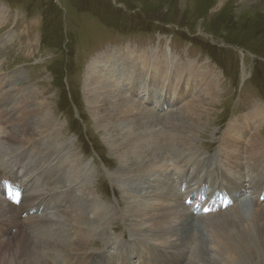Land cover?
Returning a JSON list of instances; mask_svg holds the SVG:
<instances>
[{
  "label": "rangeland",
  "instance_id": "374dc122",
  "mask_svg": "<svg viewBox=\"0 0 264 264\" xmlns=\"http://www.w3.org/2000/svg\"><path fill=\"white\" fill-rule=\"evenodd\" d=\"M128 53L133 56L127 64L131 65V69L125 76L133 81L137 68L141 70L142 54H145L144 58L151 56L153 66L156 61L152 58L158 57L160 67L165 71L166 68L170 69V76L163 77L166 82H162V85L159 82L160 72L155 73V68H152L154 84L151 87H141L146 75L140 74L136 84L137 94L123 91L136 104L153 110V120L143 119V124H147L144 125L145 131H149L147 136L160 140L161 144L168 136L176 134L174 125H170L171 130L165 129L161 126L163 121L168 118L170 121V116L177 109L187 104L194 105L198 96L205 91L207 75H213L216 100L207 110L203 108L201 111V108L197 111V115L204 113L197 119V123L204 124V127L197 134L196 150H193L196 157L194 160L192 157L186 159L185 170L191 177L186 179L188 183L184 189L191 190L196 182L205 180L203 175L200 177L203 161L212 167L222 165L221 156L231 149L229 139H223V136L232 125L246 121L247 136L258 134L264 139V123L259 127L254 124L258 113L264 112V0H0V101L10 98L0 108V188L3 187L0 199L15 209L18 218V222L6 226L2 221L7 220L8 214L0 216V264H21L27 254V249L23 247L30 248L26 235L32 232L45 234L50 228L54 229L51 233L56 237L58 231H63L62 236L68 237L70 242L78 240L76 236L79 233L84 236L83 230H97L83 237L87 245L84 242L83 249H80L82 251L64 253L59 256L60 260L54 257L53 261L50 260L52 264L62 262L64 256L74 259V255L86 253L89 255L78 257L76 264H107L109 257L105 255L111 253L114 254L112 264L115 261L118 264H133L135 259H139L133 252L134 247L140 248L142 252L138 253L144 254L149 261L159 256L152 254L160 251L157 248L160 244L154 238L142 240L140 237V240L135 235L137 226L130 218L133 210L131 206L127 207L124 199L128 195L124 194L122 186L114 178L118 177L116 170L120 163L125 161L126 152L120 147L125 142L123 137L126 134L110 132V126L105 122L99 125L90 113L92 105L87 102L94 79L100 78L99 83L104 84L112 76L113 72L111 75L107 73V66H103L102 60L105 57L108 61L120 57L124 59ZM146 63L151 68L149 60ZM86 71L88 77L84 79ZM204 73L206 77L202 79ZM6 78L7 82H3ZM114 79L108 87H116L119 83L122 86L121 80ZM185 79H189V86H186ZM163 85L165 88L161 92ZM149 91L147 98L144 94ZM159 102L163 106L159 107ZM41 104L44 105L43 109ZM34 110L46 114L53 124L51 132L43 131L42 134L47 133V142L44 143L49 145V151L60 155L59 160L51 159L44 164L45 157L49 155L46 147H42L41 158H34L36 147H32V144L36 146L40 138L27 147L29 138L26 134H19L29 113ZM165 115L167 119L160 118ZM40 129V126L34 127L35 132ZM13 133L17 135L11 139L9 134L12 136ZM37 134L40 133H35L34 138ZM151 138L144 137L143 140ZM11 140L13 143L21 142L26 147L18 145L11 149ZM239 144L241 152L246 145L245 137ZM202 156L205 158L198 165L193 163ZM167 158L163 162L169 161L168 173L173 178L170 186H176L178 194L182 196V205L189 211L190 207L183 203L184 189L179 188L181 179L185 177L183 174L179 177L183 168L180 165L175 167L177 162ZM55 167L60 168L64 179H49ZM258 168L254 167L252 171ZM260 169L264 173V167ZM244 170L241 168L240 172ZM73 174L79 176L74 178ZM207 175L209 173L204 177ZM245 175L241 178L225 176L221 170L220 185L228 191L230 201L224 208L195 214L193 224L197 217L202 216L206 221L204 225L211 231L225 222L226 210L241 208L243 201L250 198L244 201L245 205L254 202L246 208V216L249 224L261 232L262 236L259 237L262 240L255 254H247L246 258L250 259L245 260L246 263L238 261L234 264H264V200L252 195L255 191L252 186L249 188L250 181ZM196 176L198 179L195 180ZM238 181L243 185L241 189L236 188ZM20 184L21 191L18 190ZM205 186L204 181L200 189ZM86 190H90L98 206L89 213L79 207L84 200L81 196L75 200L78 202L72 200L76 194L82 195ZM12 191L14 199L17 195L22 196L20 209L36 207L42 209V213L29 217L31 219L28 221L21 218L10 197H6ZM94 199L92 197L91 200ZM95 211L102 214L96 215ZM220 213L222 215L217 218L216 215ZM83 217L94 220L98 225L88 226L90 220ZM104 223L107 225L104 226ZM171 225L174 223L171 222ZM144 231L143 235L149 234V231ZM205 233L208 234L206 230ZM33 236L35 239L39 235ZM139 244H151L152 247L141 248ZM125 251L129 256L125 255ZM170 253L165 251L162 257L171 258ZM191 256L190 250L186 251V259L181 264H188ZM194 264H200L199 259L196 258Z\"/></svg>",
  "mask_w": 264,
  "mask_h": 264
},
{
  "label": "bare ground",
  "instance_id": "6f19581e",
  "mask_svg": "<svg viewBox=\"0 0 264 264\" xmlns=\"http://www.w3.org/2000/svg\"><path fill=\"white\" fill-rule=\"evenodd\" d=\"M132 56L133 54L128 53V56H126L124 59L120 57L118 58V60L116 58L108 61V59L105 57V59L102 60L104 62L102 63L103 66H107V73L111 75V73L113 72L112 76L110 77V81L104 84L99 83L101 81L100 78L94 79L95 88L93 87L94 84L91 85L89 84L90 89L92 88L93 89L90 91L91 94H89V97L87 98V102L92 105V107L90 106L92 109L90 113L92 117H94L95 121L98 122L99 125L101 122H105L110 126L111 129L110 132L113 133L123 132L126 134L123 137V140L125 142H122V145L120 147V150L126 152L125 161L120 163L121 165L116 170V175L118 177L117 178L114 177V178L116 179L117 184L122 186L121 189L124 190V194L128 195V198L125 196L124 199L125 201H127L126 202L127 207L131 206L133 210L132 211L133 213L131 214L130 218L131 221L133 220L135 221V223L134 222L133 223L137 226V228L134 229L135 235L137 234L139 236V239L140 237H142L141 238L142 240H148L150 238L152 239L154 238L157 241L156 243L160 244V246L156 245L157 248L160 249V251H156L152 253V254H157L159 256L157 257V259L151 261H149L144 254L140 255L138 253L139 251H141L140 248L134 247L133 252L137 255V257H139V259H135L133 264H160V263L181 264L183 261H185L186 251L188 252V250H190V254L192 255L189 259L188 264H194L196 258L199 259L200 264H234L238 261H240L241 263H246L245 260L248 259L246 258L247 254H250L252 252L255 254V250L257 249V247L260 246V242L262 240L259 237L262 236L260 235L261 232L259 230L257 231L255 226L249 224L248 222L249 219H247L246 216L247 215L246 208L249 206L250 203H254V202L250 201L245 205L244 201L246 202L250 198L243 201L241 208L240 207L236 208L234 209V211L226 210L225 222L219 224L218 226L216 225L217 228L211 230L213 233L210 231V229L207 226L204 225L206 221L205 219H203L202 216H201L202 218L200 216L196 218L197 221L195 224H193V220L195 218L194 215L195 214L199 215L198 213L202 212V209L205 207V205L211 207V210L213 212L216 209L224 208L225 205L228 204V202L230 201L231 197L228 191L225 189L224 186L220 185L221 170H222V175L233 176L235 178H241V176L244 173H246L245 176L250 181L249 188L252 186L253 190L255 191V194L252 195L253 196L256 195L259 200H264V173H262V170L260 169L261 167H264V141H263L264 139L260 135L258 136V134L247 136L245 131V129L247 128L246 121L240 122L241 124L239 125H236L237 123L232 125L229 132L226 133L225 136H223V139L225 138H227V140L229 139L231 149L229 152L224 153V156H221L222 165L219 167L218 166L212 167L210 165H207V162L203 161V165L201 167L202 172L200 174V177L201 175H203V178H205V180L196 182V186L192 187L191 190L184 189L185 188L184 185L187 182L186 179L189 177L188 170L187 171L185 170V166L187 164L186 159L189 157H192V159L196 157V153L193 150H196L195 144H196V138L198 136L197 134L201 133L200 128L204 125V124L201 125L199 122L197 123L198 116L201 117L202 114H204L203 112H199V115H197L198 114L197 111H200L201 108H202L201 111H203V108L204 110H207L210 104L215 103L216 100L215 99L216 91H214L215 88L212 85L215 84L214 78H212L213 75L211 73L208 74V72L206 73V75L207 74L208 75L206 78L207 82L204 87L205 91L204 93H202V96L201 95L198 96L199 99L196 100L197 102H195L194 105L187 104L186 106L177 109V111L172 113V116H170L171 117L170 121L169 118L167 119L168 116L166 115L160 117L161 119H167L166 121H163L164 124L161 125L163 128L171 130L170 125L171 126L174 125L173 127L176 128V134L168 136L166 141L161 144L160 140H156V138L153 139L151 138V136H147V133L149 131H145L146 126H144L147 124H143V119L153 120L154 117L153 110L151 109L149 110L143 107L141 104L138 103L136 104V101H133L130 98H128L126 93L125 92L123 93V91L126 90L131 94H137L138 87L136 86V84L139 82L138 79L140 78V74L142 76L146 75L145 76L146 79L143 81L144 86L141 85V87L144 88L149 85L151 87V84H154L152 82L154 77V69L152 68H155V73L158 71L160 72L159 82L162 85V82H166V79L163 80V77L164 76L167 77V75L170 76V71H169L170 69L166 68L167 70L165 71L164 68H161L158 57H156V59L152 58V60L156 61L155 65L153 66V63L150 60L151 56L146 55L147 58H144L145 54L144 55L142 54L141 55L143 56L142 61H140L142 62V64H139L141 66V70L137 68L138 71L136 70L134 76L135 79L133 81V79H130L129 77L125 76L126 72L131 69V65H127V64L131 60ZM146 60L147 61L149 60V62L152 64L153 67L150 65L151 66L150 68L149 64L146 63ZM108 67H110L109 70ZM180 70H182L181 72H183L185 75V71L182 68ZM87 74L88 72L85 74L84 79L88 77ZM182 75L183 74H181V76ZM114 77L118 80H121L122 86L119 83L118 86L116 85V87H108V84L112 83V81L115 80ZM205 77L206 76L204 73L202 79H204ZM185 80L187 81L186 86H189V79H185ZM190 80H192V78ZM3 82H7V78ZM160 84L158 85L159 87ZM164 88L165 86L163 85L161 92L163 91ZM85 93L86 92H84V94ZM147 93L148 92H146L144 95H146L148 98L150 95V91L148 94ZM159 96L161 95L159 94ZM9 99L10 98L6 100L3 99L4 101L3 100L0 101L1 109L4 103H8L10 101ZM41 106H42L41 108L43 109L44 105L41 104ZM158 106L159 107L163 106V103L159 102ZM10 116L7 117L8 120H10ZM177 116L183 118V120L180 118L177 119L176 118ZM246 119L248 121V116ZM176 120L179 121V123H177ZM129 122H131V125ZM254 122L256 127L257 126L259 127L262 123H264V112H259L258 118L257 120H254ZM23 125H24V129H22L19 134H24V135L26 134L27 137L29 138V140L26 142V146L29 145V143L31 142H37L36 139L40 138V141L38 142V144H36V146L34 144H32L33 146L31 145L32 147H36L35 151L33 152L34 158L35 157L41 158L40 156H42V147H46V149L48 150L47 153H49V155L45 157L44 164H46V162L51 159L56 158V160H59L60 155L57 156L58 154L57 155L55 153L53 154L51 151H49L48 148L49 145H46L44 143L47 142L46 140L47 133L42 134L43 131L51 132L52 129L51 126H53V124L49 122L46 114H42L39 112L36 113V110H34L29 113V117L26 123H24ZM38 126H40L41 128L40 131L35 132L34 127H38ZM35 133H40V134H37V137L34 138ZM14 135L17 134L13 133L12 136L9 134L11 139L14 138ZM144 137H150L151 139L146 141L143 140ZM244 137L246 139V145L244 150H241L240 152L239 142L243 140ZM9 144L11 145L10 146L11 149H13L15 146L18 145H20V147L23 145L25 146V144H22L21 142L20 144L18 142L13 143L12 140L11 142H9ZM12 152L13 151H11V154ZM1 153L2 152L0 150V158L2 159ZM167 157L177 162L175 167H178L180 165V168H183L181 170L182 173L180 172L181 173L180 175L178 173L177 174L179 175V177H181L182 174L183 177L185 176L183 179H181L183 185L181 184L179 188L181 190L184 189L183 193L185 198L183 197V203L186 206L190 207L189 211L186 208H184V206L182 205L181 203L182 196L181 194L180 195L178 194L176 186H174V188H171L170 186L171 185L170 180L173 181V178L172 176L170 177L169 176L170 174L168 173L170 171L168 165L169 161L167 163L163 162L165 159L167 161L168 159ZM204 158L205 157L202 156L200 157V159H196V161L193 163L198 165L199 161ZM4 161L5 160L3 159V162ZM217 163L219 162L217 161ZM196 167H200V166H196ZM254 167H260V168H258L256 171H252ZM201 168L199 169V171L201 170ZM241 168H244L245 172L243 171L240 172ZM64 170L66 172V169ZM216 170L218 171V174L216 173ZM207 173H209V175L204 177ZM234 174H236L237 176H235ZM73 175L74 178H77L79 176L78 174H73ZM50 176L52 177H49V179H55V180L56 178H59L60 180L64 179L59 167H55V169L53 168ZM193 176L195 177V172ZM196 179H198L197 176L195 180ZM204 181L206 182L207 186L203 187V189H200V186ZM245 184L246 183L243 180L244 188H246ZM243 185L241 184L240 181H238L236 188L241 189ZM1 189H3V187L0 188V190ZM154 189L156 190L155 192H153ZM81 194L82 195L76 194L74 198H72L74 203L78 202L75 200L78 199L80 196L81 199H84L83 203L81 202V205H79V207H82L87 213L98 207L97 204L95 203V199H94L95 197L92 196L93 194H91L90 190L89 191L86 190ZM9 195L13 197V194H9ZM88 195L91 198H89ZM199 195L203 196L202 197L203 199L201 198L202 200H200L201 202H199L201 203V205L199 204L196 208L191 207V205H193L197 201L196 198ZM189 196H191L190 200H192L193 202L192 203L190 202L188 205L185 203V199L187 200ZM92 197L94 201L91 200ZM15 198L17 200L19 198V195H17ZM68 208L70 209V207ZM99 213L96 212V215ZM7 214H8L7 220L2 221L4 225L12 226V224L18 222L15 209L1 198L0 216L5 217ZM89 215L90 214H88V216ZM221 215H222L221 213L217 214L216 217L218 218ZM95 217L96 216H94V218ZM214 217L215 216H213V218ZM83 218L90 220L89 223H87L88 226L92 224L94 226L97 224L95 223L94 220H91L88 217H83ZM27 219L29 220L31 218H26L25 220L28 221ZM82 219L81 221H84V219L83 220ZM97 220L99 219L97 218ZM173 220H175V222ZM81 221L79 220V222ZM171 222L174 223L173 226L171 225ZM106 225L107 224L104 223V226ZM70 228H72V226ZM53 230H54L53 228H50L47 229V232H45V234L32 232L31 235L30 234L26 235V241L30 244V248L23 247V249H27L26 252L27 254L22 258L21 264H52V261L54 260L52 258L54 257L55 258L57 257L60 260L61 258H59V256L65 254L67 255L69 253L80 252L82 251L80 249H83V246L85 244L87 245V243L84 241L86 239L83 237H85L86 235L90 236L93 233V230L94 232L97 231L95 229L83 230L85 234L84 233L82 234H84V236H81V234L79 233L78 234L79 236H76L77 238L75 237L78 240H75L74 242H70L68 237L62 236L63 231L62 232L58 231L57 232L58 235L56 237L51 233ZM144 230L149 231L148 232L149 234L146 236L143 235L145 232ZM205 230L208 232V234L205 233ZM20 235L23 234H19L18 236ZM33 235H39V236L34 239L35 236ZM61 237L63 239H61ZM164 239H166L165 242ZM139 243H143V241H140ZM147 245L143 246L142 244H139L141 248L148 249L149 246H151V244L149 246ZM42 251L44 252L41 254ZM165 251L171 252L170 253L171 258H167V256L162 257ZM125 255L129 256V254L126 251H125ZM105 256H107V258L109 257V261L107 264H112L113 261L112 257L114 256V254L113 253L106 254ZM252 257H254V255ZM62 259H63L62 262H59L61 264H70L74 260L72 256H64ZM113 264H118V262L115 261L113 262ZM123 264H128V263L125 262Z\"/></svg>",
  "mask_w": 264,
  "mask_h": 264
}]
</instances>
